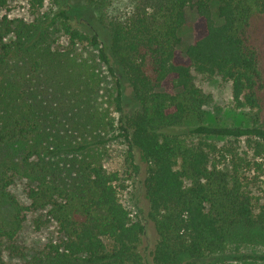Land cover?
Instances as JSON below:
<instances>
[{
  "label": "trees",
  "instance_id": "16d2710c",
  "mask_svg": "<svg viewBox=\"0 0 264 264\" xmlns=\"http://www.w3.org/2000/svg\"><path fill=\"white\" fill-rule=\"evenodd\" d=\"M45 1L30 6L40 10ZM7 6L0 0V264H10L5 252L21 255L16 238L27 212H46L61 239L14 264H264V70L250 32L264 19V0H137L127 19L78 26L62 0H50L42 19L29 24L2 14ZM189 8L200 30L182 58ZM52 33L67 45L55 48ZM80 48L95 50L97 59ZM194 73L230 82L251 126L206 124L213 98ZM126 87L136 107L128 114ZM211 137L248 141L263 161L253 163L263 173L261 197L236 168L228 173L212 163L222 149ZM118 139L135 174L145 166L143 219L121 201L125 178L103 164L106 146ZM17 179L28 181L27 207L10 192ZM147 223L158 237L150 254L141 247ZM229 248L262 252L208 260Z\"/></svg>",
  "mask_w": 264,
  "mask_h": 264
},
{
  "label": "rangeland",
  "instance_id": "374dc122",
  "mask_svg": "<svg viewBox=\"0 0 264 264\" xmlns=\"http://www.w3.org/2000/svg\"><path fill=\"white\" fill-rule=\"evenodd\" d=\"M31 0H8L7 10L2 14L7 15L11 20H22L29 24L34 19H42V15L50 9V0L44 2V7L40 10H33L30 6ZM63 3L71 7L70 14H72V22L75 26L80 25L84 20H91L96 22L108 23L114 18L127 19L133 12L135 2L137 0H62ZM213 19L219 23L216 5L212 6ZM187 24L181 30L182 44L178 49V55L184 58V54L189 45H191L200 30V21L194 9L186 10ZM54 32V31H52ZM251 36L256 42L259 53L261 54V64L264 70V19H255L251 27ZM51 43L55 48L67 45L66 38L57 33L51 34ZM82 49L83 53L94 59H97V52L90 48ZM99 70L105 76L106 71L103 65L98 64ZM264 75V71H263ZM195 83L206 94L213 98V105L206 108L207 118L206 124L216 126H232V127H249L251 126L250 116L251 112L248 109L238 110L232 99L231 83L222 80L220 77H207L194 73ZM107 79V78H106ZM106 85L112 90V82L107 79ZM125 112L131 113L136 110L134 101L132 99L131 90L126 87L124 90ZM219 108L220 111H217ZM189 143L198 142L199 138L196 136H187ZM208 142L216 144L221 153L211 155L212 163H216L219 169L232 173L233 169H237L239 176L244 181V186L252 194V196L261 197V180L263 176L262 171L256 170L253 165L254 162H263L259 159H254L253 150L249 147L246 139L234 140L224 138H208ZM230 149L232 153H227ZM107 154L103 157V164L107 170L111 172L118 171L122 177L125 178V185L127 191L121 195L122 203L133 212V215L143 219L142 209H148V204L144 201L140 180L144 178L145 166L141 165L142 173L135 174L134 169L130 166L127 160V147L120 140L111 141L106 146ZM222 154V155H221ZM224 156V157H222ZM247 163L250 166H247ZM135 164H140L139 157H136ZM236 165V167H235ZM264 171V164L263 169ZM28 181L17 179L15 184L10 188V192L17 198L20 204L24 207L30 205L27 198ZM263 204L259 201L258 205ZM148 211V210H147ZM5 217L11 218L12 208L6 207L4 210ZM37 220H41L43 225L37 229ZM146 234L142 240V249L146 250L148 254L153 251L158 237L154 228L150 223L146 224ZM61 236L55 222L50 220L44 213L27 212L23 228L16 238V244L21 249V255L14 256L9 252H5L4 259L7 263H20L23 260L31 258L38 251L50 244L60 241ZM261 249L257 248H242L239 253H235L229 248L222 254H216L208 258L209 261L218 263H229L234 261L235 255L244 254H260ZM23 254V256H22Z\"/></svg>",
  "mask_w": 264,
  "mask_h": 264
}]
</instances>
